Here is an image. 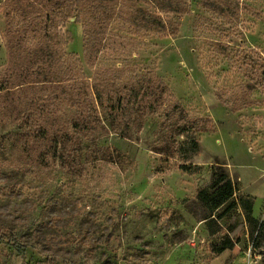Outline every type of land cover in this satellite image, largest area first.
I'll list each match as a JSON object with an SVG mask.
<instances>
[{"label": "rangeland", "instance_id": "obj_1", "mask_svg": "<svg viewBox=\"0 0 264 264\" xmlns=\"http://www.w3.org/2000/svg\"><path fill=\"white\" fill-rule=\"evenodd\" d=\"M57 1L0 0V83L16 75L0 90V264H264V0H78L65 20ZM74 61L90 97L121 105L95 103L85 132L60 86L18 76ZM143 74L165 94L140 110L126 97Z\"/></svg>", "mask_w": 264, "mask_h": 264}, {"label": "trees", "instance_id": "obj_2", "mask_svg": "<svg viewBox=\"0 0 264 264\" xmlns=\"http://www.w3.org/2000/svg\"><path fill=\"white\" fill-rule=\"evenodd\" d=\"M77 2L78 0H74L69 3L65 2V0H61V2L57 1V3H55L56 4L55 7H58V9L54 8L55 12L57 13V16L58 15L62 16L63 20L71 17L72 16L71 8L74 5H75V9L79 11V7H78L79 2L78 3ZM178 9L179 8L172 7L168 10L178 11ZM180 10L181 9H179V11ZM46 16H47V20L51 21L49 20V15H46ZM143 19L145 20V22H147V26L153 27L155 28V30H162L163 28L162 21L158 19L156 21L155 18L152 19L153 21L152 20L150 21L146 17ZM70 39L71 38L67 36L66 42L68 40L70 41ZM53 56L54 55L52 52H47L45 53L42 60H39L37 62H40L41 64L46 63V64H49L47 66H50L54 62ZM58 61L61 63V65H65V63L67 62V59L58 57ZM75 63L76 62L74 61V63H70L71 67L70 66L66 67V69L61 73L62 77L56 76V77H53V78L50 77V79H47V77L52 74L50 67H48V69H42V70L41 68H39L38 70H35V71L26 69V70H23L18 76H20L22 80H24L30 75H33V76L44 75L43 83L47 85L60 86L62 89L64 98L69 97L70 100L72 99L73 105L77 107H82V109L78 112V115L75 116L70 127L76 132H81V131L85 132V131L92 130L93 126L96 125V123L99 121L98 117L91 113V111L94 110L95 103H97L98 105L100 104L101 106L105 105V107L109 109V114H112V115L113 113L117 111L118 106H121V105H118L120 99H117L111 96L105 99L101 96L99 92H94L93 93L94 96L90 97L89 91H88L89 86L87 84L86 79L81 76L75 77V74L76 72H78V69H79V68L76 69V66H74ZM14 71L15 70H11L10 67L6 69L5 73L7 76L5 75L4 79L1 80L0 90H4L8 88L7 85L9 84V81L11 80L13 76H16ZM153 83L154 85H152ZM33 85H34L33 81H21L20 83L15 85V87L16 89L20 88V90L21 89L24 90L25 88H29ZM152 88L154 89V91H152ZM163 94H165V88L162 85V82H160V80L154 75H148V74L144 75L143 74V75H140V94H139V91L136 89H133V88L129 89L127 97H126V103L127 105L128 104L132 105V104L137 103L138 106L140 105V110H141L143 108L151 106L153 101L158 99L160 96H163ZM57 98L59 99L61 97L55 94L49 97V99L51 100H54ZM50 102H53V101H50ZM50 104L51 103L49 102L46 103V99H44L43 102L40 103L39 106L45 107L46 105H50ZM178 108H179V105L175 103L171 105L170 110L175 111ZM31 114L32 113H28L25 111L22 114V118L25 120L24 124L28 127L31 126L30 125L31 123L28 122L30 120ZM114 120L115 118L112 117V121ZM52 124L54 125V122H51L50 125ZM35 127L37 129H33L32 130L33 133H35L38 137L43 138L46 135V132L48 131L47 127L41 124L36 125ZM183 130H186V127H184L182 131ZM71 131L72 130H69V129H60V130H56L53 132V134L51 135V142L53 144L51 146V150H52L53 157H56L58 159L62 157V154H61L62 146L61 145L63 142L69 140L70 137L73 138ZM192 140H193L192 141L193 146L195 147L196 142L194 141V139ZM231 191H232V186L229 180H226L223 184L218 186L211 194L212 196L211 203L216 204L214 207L228 200L231 197V193H232ZM262 228H263V223H260V227L258 231L259 233L261 232ZM224 247H219V248L213 247L212 249L214 251H220Z\"/></svg>", "mask_w": 264, "mask_h": 264}]
</instances>
